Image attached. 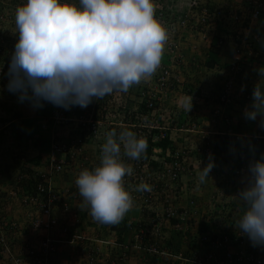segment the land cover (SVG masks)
<instances>
[{"label":"built area","instance_id":"built-area-1","mask_svg":"<svg viewBox=\"0 0 264 264\" xmlns=\"http://www.w3.org/2000/svg\"><path fill=\"white\" fill-rule=\"evenodd\" d=\"M8 1H17L20 6L27 3V0ZM155 2L160 3V0ZM236 5L223 3L211 6L210 3L190 0L182 19L184 28L202 41L208 40L211 47L218 51L226 47L231 50L226 69H219L223 77L214 92L215 107L210 118L214 125L218 122L230 125L231 116L227 109L235 103L238 93H243L241 89L248 81L247 67L264 62V30L258 29L259 20L264 14V0H244V3ZM157 17L162 21L161 13ZM3 19L1 16L0 21ZM218 28L226 33H218L213 45ZM172 43L170 41L166 45L170 64L160 65L154 80L138 91L139 106L136 105L132 110H126V102L120 99V92H114L99 101L94 100L87 108L73 106L66 110L47 102L41 107L46 113L42 116L41 129L50 128L54 132L63 129L66 134L63 137L56 134L50 139L45 168L31 170L28 175L19 178V182L32 180L34 193L23 190L25 187L20 192L17 188L15 192H9L20 205L34 211L30 219L31 227L46 233L37 247L28 243L23 246L25 254L35 264H48L58 244L64 242L63 239L52 238V234L59 231L63 237H67L71 227L78 222H73L72 209L81 202L79 190L77 186L59 187L58 178L69 173L78 176L85 168L99 166L103 145L100 140L113 129L117 133L122 129L132 130L138 138L145 137L150 146L149 152L147 147L145 155L139 160L122 157L134 169L132 176L125 177V186L131 191L134 200L132 208H137L141 214L147 213L149 217L147 222L135 226L134 240L139 244L135 245V249L159 254L165 233L175 232L182 235L185 250L181 249L182 252L174 255L165 254L174 264H264V247H254L248 236L236 227L235 222L243 213L235 212L228 201L211 197L209 202L213 206L206 209L195 198H190L186 204L181 203V179L195 175L196 167L190 161L193 158L199 162L215 159L221 140L218 133L199 129L195 121L187 122L185 127L175 128L169 119L160 114L165 101L183 83L174 72L182 56L175 52L177 47ZM12 55H9L10 60ZM260 69L256 75L262 78ZM117 94L119 97H115ZM242 97L244 102L252 100L249 93L244 92ZM140 106L143 111L139 109ZM111 108L114 109L109 112ZM183 112L188 117L189 110L184 109ZM190 135L196 138L188 137ZM180 138L183 143H178ZM164 140L169 142L166 149L157 145ZM254 140H264V135ZM253 162H248L247 155L240 153L236 158L227 159L225 168L217 169L234 178H248V168ZM214 171L212 167L209 174ZM141 182L150 185L151 191H135ZM11 227L15 230L14 224ZM1 232L0 246L4 252H8L11 244ZM79 239L82 238L73 236L65 241L73 244ZM120 247L128 249L127 245ZM95 253L98 251L94 248L84 250L80 264H93L97 258Z\"/></svg>","mask_w":264,"mask_h":264},{"label":"clouds","instance_id":"clouds-1","mask_svg":"<svg viewBox=\"0 0 264 264\" xmlns=\"http://www.w3.org/2000/svg\"><path fill=\"white\" fill-rule=\"evenodd\" d=\"M15 25L19 38L8 67V91L34 107L47 102L66 110L87 108L152 77L169 39L154 0H27L16 9ZM259 74L264 78V68ZM252 100L245 117L264 118L260 83ZM147 147V139L129 129L106 134L100 165L83 169L75 181L94 220L118 224L132 209L125 177L134 169L122 157L139 160ZM213 166L201 169L199 183ZM248 172L247 186L238 194L244 211L235 225L254 247H264V156L250 163ZM134 190L151 191V186L141 182Z\"/></svg>","mask_w":264,"mask_h":264},{"label":"rangeland","instance_id":"rangeland-1","mask_svg":"<svg viewBox=\"0 0 264 264\" xmlns=\"http://www.w3.org/2000/svg\"><path fill=\"white\" fill-rule=\"evenodd\" d=\"M198 1L203 4L210 3L211 6L212 4H223V3H230L232 5L234 4V6H237L236 4L244 3V0H198ZM189 2L190 0H160V3L155 2L156 9L160 7V9L163 11L162 15L166 16L165 19H162V22L169 29V39L166 45H168L170 41H172L177 47L175 52H178L182 56L181 61H179V64L176 70L174 71L177 74V76H179L180 80L183 82L182 87L180 89H177L175 92H173V94L170 95V98H168L165 101L160 114L165 118L169 119L170 123H172L171 117L174 114L176 115L177 113L178 114L181 113L182 124L180 126H175V128L185 127V124L187 122L195 121L199 129L202 130V126H203L202 120L200 121L198 119L197 112L198 109H200V107L204 106L207 107V110L209 111L207 113H204V117H207V120L205 121L208 122L209 128L214 129L216 125L210 122V118L212 115V109L215 107L214 92L217 90V87L220 84V80H217L216 77L218 72L217 71L215 72L214 70H218L220 67L219 65H222L223 63L219 61L217 63L215 62L213 66H210L208 63L212 60L211 58L209 59L204 58L202 62L200 59L192 60L193 56L190 54V51L193 52L194 54L196 53V51H198L196 44L197 36L193 35L192 32L184 28L182 22L183 15L185 13L186 8H188ZM18 4L19 3L17 1L0 0V17L1 16L4 17V19L0 21V48L1 50H4L6 52L5 55H2L0 53V122L3 121L6 117H9L10 112L16 109L17 104H19L18 95L8 91V87H7L9 81V77L7 73H8V67L11 62V60L9 59V55L14 53L15 44L18 42V38H19V33L15 25V12L17 7L20 6ZM166 45H165V51L161 65L170 64L169 63L170 53L169 51H167ZM194 46L196 47L194 48ZM188 51L189 53L186 54V52ZM156 74L157 72L149 79L142 81L139 85L133 86L127 92H120V97H121L120 99L123 100L124 103L126 102V110H132L136 107V105L139 106V104L137 103L138 91L142 87L146 86L148 82L154 80ZM185 87L187 88L186 91H184V93H188L190 94V96H192L191 97L192 99H190L192 105L190 107H183L180 110L178 109L179 111L177 109H176L177 111L175 110L172 111L170 109L171 107L169 108L170 105L168 106L169 101L171 100V98H173L172 96H177V98L182 97L181 91L185 90L184 89ZM115 97H119V94H117ZM29 104L32 103L29 102ZM113 109L114 108H111L109 112H112ZM184 109L189 110L188 117L184 114L183 112ZM177 123L179 124V121ZM259 126L260 125L258 123V127ZM46 130L47 132L49 131L48 137L50 139H52V136L56 134H59L61 137H63L66 134V132L63 129L61 131L56 130L55 132L52 131L50 128ZM262 133L264 135V131ZM2 140L3 139L0 138V142H2ZM178 140L180 141V139ZM13 153L11 152L10 154ZM21 158H23V156ZM21 158H20L21 163L24 164L25 161L27 162L26 159L24 158L21 159ZM3 160L8 161L7 166L6 164H3L5 163L3 162ZM9 161H11V163L14 162L12 161V156L0 152V231H2L1 232L2 234H5L8 243L10 242L11 244L10 246H8L9 248L8 252H4V250H2L0 246V264H35V262L30 258V256L28 254H25V250L23 246L24 244L28 243V245L37 247L41 239L46 235V233L43 231L42 232L36 231L31 227L30 219H31V214L34 211L29 207H24L20 205L17 199L12 198L9 195V192L12 191L15 192L16 188L19 190V192L21 191L23 187L20 186V184L23 183V181L19 182V178L21 176L26 175L25 166L20 167L15 173L16 174L15 176L11 172H9L8 167L9 166L11 167V163ZM15 162L16 164H19V162H17L16 159ZM209 178L211 179V177ZM80 201H83L82 197L80 198ZM132 209L138 210L137 208H132ZM144 214L147 215V213ZM73 217H74L73 222L75 220L78 222L77 224H75L74 227H71V230L68 233L67 237H63L61 232L56 231L54 234H52V238L56 240L63 239V241L72 239L73 236H75V232L77 231L76 228L78 229L77 235L79 236L83 235L82 226H84V231H85L86 230L85 227H89L91 224V218L90 217L87 218V215L85 213H79V212L74 213ZM148 220L149 217L146 220V222ZM95 223L99 224L100 222L95 220ZM138 223L139 222H137V224ZM11 224L15 225V230L12 229ZM137 224H134L133 228L131 229L133 233L132 236L133 240H134V230L136 229L135 226ZM113 225L114 224L100 223L98 225V228L101 229V231H103V229L105 228L111 229ZM79 232H81V234ZM83 240L85 239L83 238ZM76 241L73 244H69L66 241L64 243L58 244L56 253L55 255L50 257L48 264H68L66 260L69 261V264H80L83 254L79 255V253L75 250L77 249ZM75 245L76 247H74ZM134 245H139V244L134 240ZM143 245H147V244H141V246ZM65 246L67 247L69 246L68 248H71V252H72V256L71 257L68 256V259L65 255L68 253L65 252L64 255L63 253H60ZM87 249L90 248L87 247ZM181 249L185 250L182 244V235L180 233H175V232H170V234L165 233L163 244L161 245V249L158 250L159 254H154V253L150 254L143 250L140 251L138 250L139 252H143V254L139 255L141 256L139 258L138 255L136 256L135 264H172L173 262L171 261V258L167 257L165 254L166 253H171L173 255L178 254L179 252H182ZM94 250L98 251V253H95L97 255V258L93 264L120 263L122 262V260L128 259L131 252L136 251L134 247H130V246H128L127 250L119 247H114L112 251L107 250L104 252H101L100 249L98 250L96 248H94ZM121 254H124L125 256L121 257ZM175 264H188V263L177 262Z\"/></svg>","mask_w":264,"mask_h":264},{"label":"crops","instance_id":"crops-1","mask_svg":"<svg viewBox=\"0 0 264 264\" xmlns=\"http://www.w3.org/2000/svg\"><path fill=\"white\" fill-rule=\"evenodd\" d=\"M217 6L219 4H212ZM186 6V5H185ZM187 10V8H186ZM185 10V12H186ZM264 21V19H263ZM264 27V22H261L258 25V29H262ZM197 49L196 53L190 51V54L193 56L192 60H201L203 61L204 58H211L209 57L211 51L216 52L210 45L209 41L201 40L197 37ZM216 57L212 60L217 62H222L223 69H226L228 65V61L230 59V49L223 48L218 51ZM186 52V54H188ZM204 56V57H203ZM206 60V59H205ZM264 67V62H260L257 65L249 66L246 70V80L247 84L243 86L244 88L241 89L243 91L239 92L236 98L235 103L227 109V112L231 116V123L230 125L226 126L221 122H218L214 129L209 128L207 117H204V113L209 112L207 107H200L198 109L197 115L198 119L202 120V130L206 132H214L220 135V149L216 153L215 159L212 161H198L197 159L193 158L190 162L196 167L194 177L184 176L181 179L180 188H181V203L186 204V202L190 198H195L198 201V204L206 209L212 207V203H210L211 197L221 198L222 200L228 201L229 206L238 213H243L244 206L242 201L240 200L238 194L247 186V177L242 176L238 178L231 177V175L227 172H223L218 170L217 168L223 167L225 168L226 161L229 158H236L238 154L245 153L247 155V161H256L261 159L264 156V140H260L259 142H255L254 138L257 136H262L264 131V118L257 117L256 120H249L245 117V109L251 108L253 100L250 102H244L243 94L249 93L252 96L254 87L260 83L262 87H264V78H259L256 75V71L259 68ZM186 71V70H185ZM217 71V80L222 81V73L218 70ZM211 73V72H209ZM185 87L183 91H181L182 97L172 96L171 100L168 103L169 108L172 111L180 110L183 107H190L192 99L190 94L184 93L186 91ZM175 99V100H174ZM17 101V100H16ZM135 101V100H134ZM17 108L10 112V116L6 117L3 121L0 122V138L3 139L0 142V152L6 153L7 155L12 156L11 167H8L9 172H11L14 176L17 170L25 166V174H29L31 170L34 169H43L47 165V151L49 147L50 138L48 137L47 130H42L41 125L43 124L42 116L46 114L42 111L41 107H34L32 104H29V101L20 102L18 100ZM173 106V107H172ZM14 108V107H12ZM177 109V110H176ZM191 109V108H190ZM178 110V111H179ZM207 110V111H206ZM208 116V115H207ZM259 123V127H258ZM106 132L100 140V143H104L106 140ZM190 138H196L194 135H190ZM179 141V140H178ZM183 143L182 138L180 141ZM13 154H10V153ZM6 156V155H5ZM23 156L25 161L24 164L20 162V158ZM26 157V158H25ZM21 158V159H23ZM15 159L19 164H16ZM94 157H92V160ZM3 164H8V161L3 160ZM21 163V164H20ZM213 164L215 172L213 175L209 174V177L206 179L204 183H199L198 181V173L208 164ZM89 170H94L92 167ZM11 174V175H12ZM10 175V174H9ZM77 175L75 173L63 174L60 175L58 178L57 185L59 187H74L76 186V179ZM73 213H85L87 218H91V224L89 227H83V235H77L78 229L76 228L75 236H79L82 239L76 241L77 249H75L79 255L83 254V251L88 248L93 249H100L101 252L104 251H112L114 247H120L121 245H128L130 247H135L134 240H133V233L132 228L134 224L145 223L148 219V215L139 213L136 209H131L125 217L122 219L121 222L118 224H114L113 227L110 229H101L98 228L95 220L92 218L90 214V208L85 206L83 201L78 202L74 205L72 209ZM205 211V210H204ZM205 227L206 225L203 224ZM81 234V232H79ZM170 233V232H166ZM83 238L85 240H83ZM131 241V242H130ZM65 242V241H64ZM63 242V243H64ZM67 244V243H66ZM76 245L74 247H76ZM134 245V246H132ZM69 247V246H68ZM65 246L60 253H68L65 254L67 259L68 256H72L71 248ZM109 247V248H108ZM89 249V250H90ZM135 249V248H134ZM135 252H131L130 256L126 260H122L120 263L116 264H135L136 256L138 258L141 257L139 255L143 254V252H139V249H135ZM139 250V251H138ZM116 251V250H115ZM117 252V251H116ZM80 258V256H79ZM133 261V262H132ZM63 262V261H62ZM69 264V261L66 260ZM65 262V263H66Z\"/></svg>","mask_w":264,"mask_h":264},{"label":"trees","instance_id":"trees-1","mask_svg":"<svg viewBox=\"0 0 264 264\" xmlns=\"http://www.w3.org/2000/svg\"><path fill=\"white\" fill-rule=\"evenodd\" d=\"M158 7H159V4H158ZM163 11L160 9V7L159 8H157L156 9V15L157 14H159V13H161V14H163L162 13ZM165 15L163 16L162 15V19H165ZM263 19H264V14L261 16V18H260V20H259V24L261 23V22H264L263 21ZM219 29V28H218ZM222 29V28H221ZM221 29H219V30H217V34H215L214 35V41L212 42L213 43V45H215V41H216V38H217V36H218V33H226L225 32V30H221ZM260 29V28H259ZM263 30H264V27L262 28ZM216 52H214V51H211V54H210V56H211V59L213 58H215L216 57V55H217V53H219L218 52V50H216L214 47H212ZM230 52H231V50H230ZM0 53L2 54V55H5L6 54V52L4 51V50H1L0 51ZM230 56H231V53H230ZM165 63V62H164ZM215 63V61L213 60H211L208 64L210 65V66H213V64ZM220 68H223V67H219V69ZM140 110H142L143 111V107L142 106H140V108H139ZM171 121H172V126H180L181 124H182V122H181V113H177L176 115L174 114L172 117H171ZM179 121V124L177 123ZM159 147H161L162 149H166L168 146H169V142L167 141V140H164V141H162L161 143H159V144H157ZM149 150H150V146H148V152H149ZM32 184H33V181L31 180H24L23 181V183L22 184H20V186H22V187H25L23 190H26L27 192H29V193H34V190H33V186H32ZM131 228H133L132 226L131 227H129V229H131ZM122 246V245H121Z\"/></svg>","mask_w":264,"mask_h":264}]
</instances>
